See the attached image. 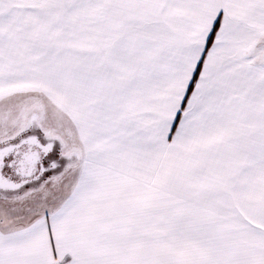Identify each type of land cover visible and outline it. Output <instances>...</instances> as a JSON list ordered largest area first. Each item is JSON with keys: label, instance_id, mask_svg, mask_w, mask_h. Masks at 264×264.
Returning <instances> with one entry per match:
<instances>
[{"label": "snow or ice", "instance_id": "1", "mask_svg": "<svg viewBox=\"0 0 264 264\" xmlns=\"http://www.w3.org/2000/svg\"><path fill=\"white\" fill-rule=\"evenodd\" d=\"M0 264H264V0H0Z\"/></svg>", "mask_w": 264, "mask_h": 264}]
</instances>
